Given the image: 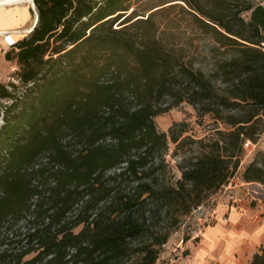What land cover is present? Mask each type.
Segmentation results:
<instances>
[{
    "label": "trees",
    "instance_id": "obj_1",
    "mask_svg": "<svg viewBox=\"0 0 264 264\" xmlns=\"http://www.w3.org/2000/svg\"><path fill=\"white\" fill-rule=\"evenodd\" d=\"M34 1L37 23L6 52L18 81L0 82V260L156 264L182 217L227 184L245 140L264 131V5L180 0L215 52L231 48L207 72L159 36L164 4L141 13L124 0ZM184 101L225 129L208 141L183 136L186 122L159 130L155 117ZM170 141L199 143L179 178ZM244 179L263 181L264 168L251 162ZM260 248L249 264H264Z\"/></svg>",
    "mask_w": 264,
    "mask_h": 264
},
{
    "label": "rangeland",
    "instance_id": "obj_2",
    "mask_svg": "<svg viewBox=\"0 0 264 264\" xmlns=\"http://www.w3.org/2000/svg\"><path fill=\"white\" fill-rule=\"evenodd\" d=\"M248 1L257 5L259 3L264 5V0ZM160 4H164L160 7H166L160 9L155 16V20L160 29L159 36L178 46H183V54L186 58L189 56L194 57L196 67L200 66L205 71L207 70V72L211 70L214 60L221 53L214 51L216 41L213 35L202 31L200 25L192 18V15L184 9L186 5L183 2L180 0H124L122 8L132 6L137 8L139 12L146 13L149 9ZM243 15L246 19H249L250 12H245ZM27 31L28 29L24 33L27 34ZM221 52H223L221 56L228 57L231 54V48L228 47ZM15 66V61L12 66L4 65L3 63L0 64V71L4 72L6 76L5 81H2L3 83H8L12 80L14 82L18 81L15 74L17 66ZM3 104V101H0V110H2ZM155 121L158 129L165 132H169L170 127L175 122H186V131L183 136H191L196 140L205 139L208 141L214 135L218 137L216 135L217 127L225 129L223 124L218 123L211 114L199 116L194 106L186 101L168 112L156 116ZM253 143L256 146L248 149L244 148L239 166L227 184L204 198L200 205L182 217L177 230H174L169 241L162 246L156 264H198L197 258H200L202 252V249H200L202 241L199 235L202 234L206 226L212 225L217 221V216L220 212V216L228 217L229 211L233 206L238 207L242 203H248L255 207L264 201V180L246 181L244 179V172L251 162L257 161L264 168V131ZM198 146L199 143L194 142L187 143L181 148H176L175 143L169 142L170 149L166 154V160L171 164L170 166L172 167L175 178L181 176L177 164L182 161V155H189L191 152L190 149H195ZM170 174L169 172L166 174L167 178L170 177ZM233 210L236 209L233 208ZM25 224L26 222L24 220L17 223L13 228L14 232L17 230L25 231L27 228ZM80 228H77L76 231ZM11 233L4 229V234H10L9 236H12ZM35 253L32 252L26 255L23 260L31 258ZM138 261L139 257L134 255L122 264H139ZM0 264L13 263L11 261L0 260Z\"/></svg>",
    "mask_w": 264,
    "mask_h": 264
},
{
    "label": "crops",
    "instance_id": "obj_3",
    "mask_svg": "<svg viewBox=\"0 0 264 264\" xmlns=\"http://www.w3.org/2000/svg\"><path fill=\"white\" fill-rule=\"evenodd\" d=\"M0 1V31L10 32L11 37L18 41L36 21L38 13L35 1ZM8 50V42L2 36L0 64L12 66L13 60L6 58ZM5 77V73L0 71V82L5 81ZM233 208L229 211L227 221L220 216V212L217 221L206 226L199 235L202 252L200 258H197L198 264H249L254 254L261 249L264 244V201L255 207L242 203Z\"/></svg>",
    "mask_w": 264,
    "mask_h": 264
},
{
    "label": "built area",
    "instance_id": "obj_4",
    "mask_svg": "<svg viewBox=\"0 0 264 264\" xmlns=\"http://www.w3.org/2000/svg\"><path fill=\"white\" fill-rule=\"evenodd\" d=\"M1 35H3V37L7 40V42H8V47H9V48L13 47V45H14L15 42H16V40L13 39V38L11 37L10 33H3V34H1ZM1 35H0V36H1ZM243 146H244L245 149H248V148H252L253 146H256V144H254L253 141H251L250 139H247V140H245ZM47 159H48V158H45V160H47ZM55 167L58 168V165H55ZM224 186H225V185H224ZM37 198H38V195H35L34 198H33V200L36 201ZM33 207H34V206H33ZM224 220L227 221V220H228V217H227V216L224 217ZM5 230H6V228H5ZM11 235H12V233H11Z\"/></svg>",
    "mask_w": 264,
    "mask_h": 264
},
{
    "label": "bare ground",
    "instance_id": "obj_5",
    "mask_svg": "<svg viewBox=\"0 0 264 264\" xmlns=\"http://www.w3.org/2000/svg\"><path fill=\"white\" fill-rule=\"evenodd\" d=\"M4 1H8V0H4ZM27 1V0H26ZM0 2H2V1H0ZM5 4V3H4ZM36 22V21H35ZM34 26H35V23H33L32 25H31V27L30 28H28V31L27 32H30V31H32L33 30V28H34ZM1 34H3V32H1L0 31V35Z\"/></svg>",
    "mask_w": 264,
    "mask_h": 264
},
{
    "label": "water",
    "instance_id": "obj_6",
    "mask_svg": "<svg viewBox=\"0 0 264 264\" xmlns=\"http://www.w3.org/2000/svg\"><path fill=\"white\" fill-rule=\"evenodd\" d=\"M37 20H38V14H37V16H36V22H35V24L37 23Z\"/></svg>",
    "mask_w": 264,
    "mask_h": 264
}]
</instances>
